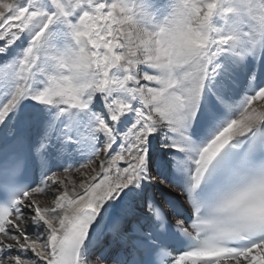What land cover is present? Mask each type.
I'll use <instances>...</instances> for the list:
<instances>
[{
	"label": "snow or ice",
	"instance_id": "obj_1",
	"mask_svg": "<svg viewBox=\"0 0 264 264\" xmlns=\"http://www.w3.org/2000/svg\"><path fill=\"white\" fill-rule=\"evenodd\" d=\"M0 264H264V0H0Z\"/></svg>",
	"mask_w": 264,
	"mask_h": 264
}]
</instances>
